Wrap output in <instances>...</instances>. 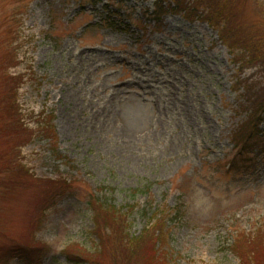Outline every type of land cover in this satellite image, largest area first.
<instances>
[{"label":"rangeland","instance_id":"rangeland-1","mask_svg":"<svg viewBox=\"0 0 264 264\" xmlns=\"http://www.w3.org/2000/svg\"><path fill=\"white\" fill-rule=\"evenodd\" d=\"M124 2L0 0V264H78L70 245L101 242L89 197L124 214L134 244L166 215L160 241L144 239L155 264H240L232 239L264 236V121L240 154L233 136L264 64L195 14ZM232 4L241 24L264 14V0ZM140 251L132 264H153Z\"/></svg>","mask_w":264,"mask_h":264},{"label":"trees","instance_id":"trees-1","mask_svg":"<svg viewBox=\"0 0 264 264\" xmlns=\"http://www.w3.org/2000/svg\"><path fill=\"white\" fill-rule=\"evenodd\" d=\"M233 0H192L188 3L186 0H152V9L149 12L155 18L163 15L166 11L165 8L182 9L188 12L189 15H196L197 18L206 21L207 24L214 29H216L218 37L225 44L226 47L230 49H239L241 58L246 61V63L254 60H259L264 64V14L258 16L256 21L249 20L245 24H241L240 18L236 17L235 13L226 11V7L234 5ZM117 10L123 8L126 12L129 6L125 5L124 0H118V4L114 7ZM187 10V11H186ZM203 10L206 11L203 14ZM262 13V9H261ZM128 17H132V13H127ZM233 18V21L228 20ZM13 57L11 56L10 59ZM246 59V60H245ZM264 70V68H263ZM5 80L10 79L9 90L10 95L7 94L6 98L9 102V108L16 106L17 95L16 89L18 88L17 79L15 76L6 74ZM250 87H247V94L245 97V102H248V109L250 111L249 115L246 117L245 122L241 127L237 128V131L233 133L236 144L242 143V147L239 153L244 152V148L248 147L250 140L254 141L256 137L263 134L262 130L259 128L264 121V87L261 91L252 95L248 92ZM6 99V100H7ZM247 100V101H246ZM247 127V130L244 128ZM21 126H19V129ZM248 150H246L247 152ZM237 156V155H236ZM247 158V155H246ZM243 161V159H240ZM231 164H235V158L231 159ZM54 182V181H52ZM65 183V182H64ZM66 184V183H65ZM92 198L87 199L90 207L94 208L95 212V228L92 232L96 233V237L101 240L99 247L91 252L85 249L81 245L72 244L69 253V260L74 259L75 263L81 264L82 262H87L86 264H132L133 259V249L143 248L144 242L147 243L151 249V252L146 248H143L138 255L147 252V261L152 262V257L155 250H152L151 246L153 244L148 240H145L147 235L153 233V237L160 241L158 234L162 233L164 228V223L166 220V215L160 211H156L150 215L148 219V224L145 226V230L141 231L138 237H134L136 241H128L122 233L123 229L128 228L126 222L124 221L125 216L121 211L116 208L110 202H107L105 198L96 197L95 202L91 201ZM158 212V213H157ZM158 214V215H157ZM157 234V235H155ZM113 236L116 239H113ZM105 240H107L105 242ZM233 242L230 244V249L239 256L240 264H264V236H258L257 234H243L239 233L234 237ZM103 241V242H102ZM110 242L112 249L108 250L107 253L104 245L107 247V242ZM144 241V242H143ZM139 242V243H138ZM154 242V241H153ZM97 254L98 258H92L91 254ZM108 255V263L99 262L104 256ZM77 260L80 261L77 262ZM72 261V260H71ZM155 264L154 262H152ZM162 263L170 264L169 259H166L162 254Z\"/></svg>","mask_w":264,"mask_h":264}]
</instances>
